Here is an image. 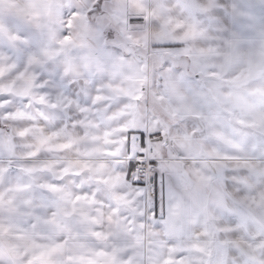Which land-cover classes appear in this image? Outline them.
Segmentation results:
<instances>
[{
	"label": "snow or ice",
	"instance_id": "obj_1",
	"mask_svg": "<svg viewBox=\"0 0 264 264\" xmlns=\"http://www.w3.org/2000/svg\"><path fill=\"white\" fill-rule=\"evenodd\" d=\"M0 264H264V0H0Z\"/></svg>",
	"mask_w": 264,
	"mask_h": 264
}]
</instances>
